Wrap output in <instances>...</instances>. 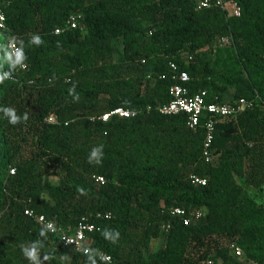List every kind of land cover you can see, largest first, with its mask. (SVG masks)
I'll return each instance as SVG.
<instances>
[{
    "label": "trees",
    "instance_id": "1",
    "mask_svg": "<svg viewBox=\"0 0 264 264\" xmlns=\"http://www.w3.org/2000/svg\"><path fill=\"white\" fill-rule=\"evenodd\" d=\"M235 1L239 16L197 10L195 0H0L27 63L17 69L0 33V264H102L52 242L26 207L63 230L83 214L111 212L91 234L93 251L109 253L111 264H226L230 243L264 264V204L245 186L264 187V0ZM70 15L76 27L54 34ZM224 35L232 44L213 46ZM170 60L208 102H255L215 119L209 162L201 125L193 131L184 113L147 109L169 99L173 81L157 76ZM114 107L137 113L90 120ZM49 114L56 122L44 121ZM192 174L205 184H193ZM161 205L203 215L183 225ZM167 220L163 246L145 256Z\"/></svg>",
    "mask_w": 264,
    "mask_h": 264
},
{
    "label": "built area",
    "instance_id": "2",
    "mask_svg": "<svg viewBox=\"0 0 264 264\" xmlns=\"http://www.w3.org/2000/svg\"><path fill=\"white\" fill-rule=\"evenodd\" d=\"M217 7L235 16L240 15V7L235 0H195V9L200 10L204 8ZM77 24V17L75 15H70L61 27L54 29V34H60L66 29L75 28ZM0 33L5 34L6 48L9 51L12 58L17 61V69L25 70L27 69V63L24 60L23 53L20 46L15 40V36L9 33L6 25V16L0 7ZM233 42L231 35H224L217 38L213 42V46L225 47L231 45ZM168 76L173 83L169 86L168 95L169 99L164 103L155 104L153 106L149 105L148 110L153 109L162 115H175L179 113H184L186 115V126L195 131L198 126H202L205 130V136L202 143V157L204 161H211L210 146L213 140L214 133V122L216 118L237 116L242 112L253 109L255 107V102L252 99L245 97H239L237 99H224L221 101H206L207 92L204 89H199L193 93L183 85V83L189 81V75L186 71H180L177 64L173 61H168V73L158 74L159 79H164ZM148 79L153 80L149 75ZM261 109L264 110V104H262ZM136 110H129L123 107H114L109 111L92 115L90 117L91 121L101 120L108 121L111 117L116 116L120 118H131L136 115ZM201 120L202 123H201ZM46 123L56 122V118L53 114H49L44 118ZM9 174H14V167H9ZM193 184L204 185L205 179L199 177L195 174L190 176ZM94 182L96 184H103L104 178L99 175L93 176ZM162 213L167 215L170 219L177 217L183 225H189L198 221L203 212L197 208H184L181 206H163ZM24 214L32 218L39 225L43 226L46 230L53 234V241L59 246L67 247L71 249L74 253L81 254L82 256H90L94 253L95 259L98 263L111 264L112 257L109 253L103 250L93 251L92 245L94 244V239L91 237L92 233L98 232L101 229L100 224L96 220L100 219H110L112 217L111 212H92L88 214H83L79 217L76 224L68 229L63 230L55 224L53 220L48 219L42 214H36L32 209L26 207L24 209ZM93 219L94 221H92ZM172 227V221L167 220L162 222L160 229L162 233H169ZM229 253L234 257H241L242 250L236 243H230L228 246ZM67 264H88L84 261H72L68 260ZM206 264H220L213 257H209L206 260ZM258 264V263H254Z\"/></svg>",
    "mask_w": 264,
    "mask_h": 264
},
{
    "label": "rangeland",
    "instance_id": "3",
    "mask_svg": "<svg viewBox=\"0 0 264 264\" xmlns=\"http://www.w3.org/2000/svg\"><path fill=\"white\" fill-rule=\"evenodd\" d=\"M114 46H115V49H114L115 50V56H114L115 60L116 61H120L121 58L119 57V51L118 50L120 49L119 47L121 46V39L115 40L114 41ZM183 58H184V60L187 59L186 57H183ZM232 94L233 93H231V92L226 93L227 97L228 96H232ZM52 182L55 183L56 180L52 179ZM245 186H246V189H247L249 195L252 198H254V200L258 204H264V187L261 188V189H258V188L253 187L252 185H249V184H246ZM165 236H166L165 233H161L160 237H158L156 239H151L150 243H149V246H148V249L144 251V255L147 256V254H149L151 252L153 253V252L157 251L159 248H161L163 246V244H164ZM241 259L243 261H251V260H248L244 255L241 256ZM218 262H220L222 264L220 259H218ZM251 262H253V261H251ZM227 263H228V260H227Z\"/></svg>",
    "mask_w": 264,
    "mask_h": 264
},
{
    "label": "crops",
    "instance_id": "4",
    "mask_svg": "<svg viewBox=\"0 0 264 264\" xmlns=\"http://www.w3.org/2000/svg\"><path fill=\"white\" fill-rule=\"evenodd\" d=\"M227 264H254V262L251 261H243L241 257H234L231 256V258L228 260Z\"/></svg>",
    "mask_w": 264,
    "mask_h": 264
},
{
    "label": "clouds",
    "instance_id": "5",
    "mask_svg": "<svg viewBox=\"0 0 264 264\" xmlns=\"http://www.w3.org/2000/svg\"><path fill=\"white\" fill-rule=\"evenodd\" d=\"M15 120V117L13 116V121ZM93 155H95V151L93 152Z\"/></svg>",
    "mask_w": 264,
    "mask_h": 264
}]
</instances>
